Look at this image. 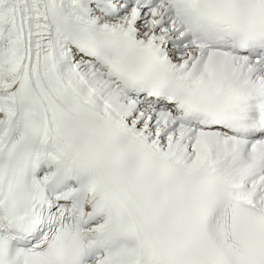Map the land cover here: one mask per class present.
Returning <instances> with one entry per match:
<instances>
[{"label": "snow or ice", "instance_id": "1", "mask_svg": "<svg viewBox=\"0 0 264 264\" xmlns=\"http://www.w3.org/2000/svg\"><path fill=\"white\" fill-rule=\"evenodd\" d=\"M0 264H264V0H0Z\"/></svg>", "mask_w": 264, "mask_h": 264}]
</instances>
